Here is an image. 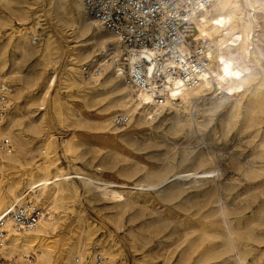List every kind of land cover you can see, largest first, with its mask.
<instances>
[{
    "label": "bare ground",
    "instance_id": "1",
    "mask_svg": "<svg viewBox=\"0 0 264 264\" xmlns=\"http://www.w3.org/2000/svg\"><path fill=\"white\" fill-rule=\"evenodd\" d=\"M1 2L8 13H0V77L9 82L12 80L15 89L7 119L0 126V140L3 135L11 138L16 151L7 154L0 147V158L8 168H14L24 165L28 156L38 148L45 152V156L52 153L50 137L49 142L36 148L31 145V140L44 134L47 122V113L35 109L37 103H48L52 119L62 123L72 117L78 123H82V119L77 118L74 108L62 101L59 94L49 93L57 82V74L46 76L45 72L52 59L57 62L61 57L57 37L48 29L40 46L30 43L29 34L37 32L43 16L42 10L36 6L38 0ZM48 5L56 22L68 28L69 40L76 43L74 53L68 54L66 71L62 74L63 88L71 97L81 99L88 108L102 105L94 119L98 123L95 128L100 133L110 130L117 133V128H113L114 116H109L115 107L121 109L120 114L132 117L141 106L137 122L144 124L143 117H156L154 114L148 117L153 109L162 113L165 108L173 107L178 113L182 103L188 113V108L209 93L214 92L215 97L223 94L232 100L253 86L247 102L234 98L231 104L236 115L243 114V126L251 131L250 137L256 139L251 159L246 166L240 167L247 187L234 193L236 178L226 176L215 160H204L203 153L189 155L187 152L184 156L190 157V163L174 166L166 172L144 171L142 179L130 184L109 177V173L131 177L139 170L128 169L126 165L117 168L101 161L91 170L74 164L73 171L57 167L53 172L51 167L59 161L56 158L39 163L36 170L31 168L23 191L21 180H8L4 191L0 188V216L23 204L29 193L37 198L46 195L52 203L64 201L67 194H84L91 202L112 201L118 207L119 217L138 208L139 212L132 221L153 214L154 217L128 229L134 238H143L146 232L158 230L166 223L172 224L173 231L181 230L184 235L182 245L178 246L180 249L172 264H264V69L259 59L264 36L261 32L264 31L263 25L259 22H264V0H253L250 14L243 12L240 0H216L203 11L196 21V38L207 43L211 67L199 75L194 85L185 86L178 80L173 82L167 104L154 108L151 96L135 94L136 98H132L133 90L123 84L126 67H132L142 52L128 49L115 35L102 28L95 18L89 16L83 0H49ZM256 10L260 14L263 12L262 19H256ZM13 20L22 26L16 32L8 31ZM255 36L258 38L254 39ZM82 64L96 68L97 75L85 78L80 68ZM177 117L178 122L182 121L179 114ZM128 136V132L123 133L122 141ZM74 137L67 140V153L79 149ZM2 166L0 161V168ZM3 199H6L4 203ZM46 208V214L32 230L18 231L10 217L6 219L8 237L3 256L12 258L16 254L20 264L54 263V250L45 243V238L57 229L58 218L51 207L46 205ZM78 222H85L82 210ZM91 243L87 230L82 228L75 240L65 247L62 264H82L87 258L93 259L98 245ZM100 253L106 257L101 264L113 263L108 249H101Z\"/></svg>",
    "mask_w": 264,
    "mask_h": 264
},
{
    "label": "rangeland",
    "instance_id": "2",
    "mask_svg": "<svg viewBox=\"0 0 264 264\" xmlns=\"http://www.w3.org/2000/svg\"><path fill=\"white\" fill-rule=\"evenodd\" d=\"M252 1L240 0V7L244 13L250 14ZM48 4L49 0H38L36 4L37 9L42 10L43 16L41 25L37 28L38 33L29 34L30 43L32 46H40L48 29L59 40L62 49L61 57L57 62L52 59L48 70L45 72L46 76L57 74V82L49 93L50 95L59 94L62 101L74 108L77 118H81L82 123H78L75 117L65 123L52 119L49 104L37 103L35 109L39 113H47V122L44 134L31 140V145L36 148L45 142H49L47 139L50 137V150L52 153L45 156V152L38 148L28 156V160L24 165L14 168H8L4 165L6 163L1 157L0 161H2L3 166L0 168V188L2 191H4L5 183L8 180H21V190L23 191L27 186L28 173L31 168L36 170L39 163L43 164L45 161L56 158L59 161L51 167L53 172L57 167H62L64 171H73L74 164H78L85 170H91L95 168V164L101 161L117 168L126 165L128 169L139 170L137 174L131 177L120 176L116 172L109 173V177L130 184L134 180L142 179L144 171L166 172L174 166L180 167L183 164L190 163V157L184 156L187 152H189V155L195 152L203 153L204 160H207V162L215 160L226 176H234L236 178L234 193L246 189L247 184L242 180L240 167L246 166V162L251 159L256 139L250 137L251 131L243 126V114L236 115L235 110L233 111L231 108V104L234 98H242V102H247L253 86L248 88L249 91L240 93L232 100L227 99V96L223 94L215 97L214 92H212L213 94L209 93L206 97L199 99L191 109L188 108V113L185 111V106L180 103L178 113L173 107H167L152 119H146L143 117L145 114H143L144 124H138L137 122L142 111L141 106H138V109L126 124L120 125L113 122V128H117V133H113L112 130L100 133V130L95 128L98 123L94 119L102 105L88 108L81 99L71 97L70 92L63 88L62 74L66 71L68 54L74 53L76 43L69 40L66 32L68 28L60 26L56 22ZM0 13H8L1 0ZM261 14L260 12L257 13V10L254 12L257 20L262 19ZM259 23L264 28V22L260 21ZM20 27L22 26L17 24L16 20H13L12 27L8 31L16 32ZM26 29L30 31L29 27H26ZM261 32L264 34L263 30ZM34 34L40 37L38 43L32 41ZM255 38L258 37L255 36ZM261 39L263 48L259 59L262 69H264V36ZM254 46L256 47V45ZM54 56L51 55V57ZM10 83L13 85L12 80H10ZM123 84H126L125 79H123ZM258 89L261 90L262 87ZM75 93L77 92L75 91ZM131 96L136 98L134 91ZM41 107H44V109H40ZM117 113H121V109L115 107L109 116H115ZM178 114L182 118L180 122L177 121ZM125 132H128L129 136L122 141L121 136ZM72 136H75L74 140L79 145V149L76 152L67 153L66 143ZM110 152L113 154L108 155ZM25 199L33 200L44 208H46V205L51 207L54 210V215L58 218L57 229L45 238V243L54 250L55 261L53 264H62L61 258L65 247L75 240L84 227L91 237V244L98 245V249L94 253L99 254L101 249H108L114 259L112 264H172L180 249L178 246L182 245L181 241L184 235L181 230L173 231L171 223L161 225L158 230L152 229L146 232L143 238L130 236L128 230L130 227H137L145 219L154 217L153 214H146L143 218L132 221V218H135V215L139 212L138 208L131 209L123 217H119L117 214L118 207L111 203L112 201L98 200L91 202L86 199L84 194L78 196L67 194L64 196V201L56 203L47 200L46 195L37 198L32 193L27 194ZM5 201L6 199H3L2 203ZM80 210H82L85 218L83 223L78 222ZM262 248L264 249V246ZM3 257L4 264H20L16 254L12 258ZM102 258V260L106 259L104 255H102Z\"/></svg>",
    "mask_w": 264,
    "mask_h": 264
},
{
    "label": "built area",
    "instance_id": "3",
    "mask_svg": "<svg viewBox=\"0 0 264 264\" xmlns=\"http://www.w3.org/2000/svg\"><path fill=\"white\" fill-rule=\"evenodd\" d=\"M215 1L83 0L88 14L102 28L115 35L128 49L143 53L132 67H126L124 79L137 96H151L153 108L167 104L173 82L178 80L185 86L194 85L199 75L211 67L207 43L196 38V21ZM39 40V36L32 38L33 43ZM81 71L85 78L96 76L98 72L90 64H82ZM13 91L14 86L0 77V126L5 123L11 109ZM151 114L156 116L158 113L153 109L148 117ZM130 118V115L117 113L113 121L122 125ZM0 147L7 154L13 153L15 148L7 136L1 138ZM46 212V208L26 199L10 213L0 216V264H4L2 251L8 237L6 219L10 217L18 231L32 230ZM102 259L99 253L93 259L83 260L82 264H101Z\"/></svg>",
    "mask_w": 264,
    "mask_h": 264
}]
</instances>
